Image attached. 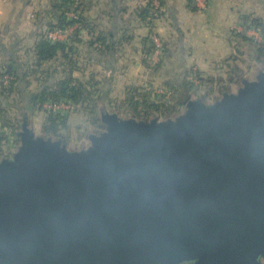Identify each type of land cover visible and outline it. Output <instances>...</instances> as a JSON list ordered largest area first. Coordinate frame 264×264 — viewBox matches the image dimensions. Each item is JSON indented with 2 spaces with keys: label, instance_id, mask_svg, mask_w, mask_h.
I'll return each mask as SVG.
<instances>
[{
  "label": "water",
  "instance_id": "95a60500",
  "mask_svg": "<svg viewBox=\"0 0 264 264\" xmlns=\"http://www.w3.org/2000/svg\"><path fill=\"white\" fill-rule=\"evenodd\" d=\"M176 119L104 113L70 152L23 124L0 161V264H262L264 72Z\"/></svg>",
  "mask_w": 264,
  "mask_h": 264
},
{
  "label": "crops",
  "instance_id": "0c3cea01",
  "mask_svg": "<svg viewBox=\"0 0 264 264\" xmlns=\"http://www.w3.org/2000/svg\"><path fill=\"white\" fill-rule=\"evenodd\" d=\"M156 1L160 15L144 18L141 11L147 7L148 0H85V16L90 25L80 31L81 41L77 45L78 64L82 69L74 71V75L82 76L86 73L84 67L91 65L102 84L107 83L111 88L121 76L146 71V37L155 29V24L163 30L162 36L167 33L163 62H177L180 71L188 65L207 71L227 60L235 43L230 37L233 26L241 14L254 8L250 6L254 0L153 2ZM49 4L50 0H0V66L12 61L21 65L33 62L34 47L52 18L46 13ZM30 12L35 13L34 18L29 16ZM73 26L70 34L76 28ZM98 37H104V41L92 44ZM174 74L181 76L182 72ZM134 77L130 79L136 82L145 78Z\"/></svg>",
  "mask_w": 264,
  "mask_h": 264
},
{
  "label": "trees",
  "instance_id": "16d2710c",
  "mask_svg": "<svg viewBox=\"0 0 264 264\" xmlns=\"http://www.w3.org/2000/svg\"><path fill=\"white\" fill-rule=\"evenodd\" d=\"M52 3L51 13L55 17L57 23H49L48 30L56 28L66 29L68 26L76 25L75 30L68 36V40L51 41L47 37L48 30L42 35L41 39L34 47L33 62L18 64L17 61H12L9 64H2L0 66V154H3V143L13 136L18 134L20 126H22V119L20 114L25 115L26 110L39 108L42 109L47 101L60 102L66 101L72 103L77 111H82L90 115L91 123L101 128L103 123L101 121L100 113L105 109L106 102L102 87V80L98 79V75L88 74V77L75 76L74 71L82 69L78 64L79 50L77 43L80 40V31L89 27L90 22L85 16V0H80L78 8H74L72 0H50ZM148 5L141 14L144 18H153L154 10L157 8L153 4L154 0H148ZM78 10L77 17H67L66 13L69 10ZM241 20L245 22L252 21L257 28L262 29L264 34V19L252 18L251 15L242 14ZM235 36L234 34L232 35ZM242 36L243 40H247L245 33L238 34ZM236 37V36H235ZM151 33L146 37V49L144 52V63L147 68L153 70L162 66V62L155 64L152 67L150 59L151 53L154 49L153 43L151 44ZM104 41V37H98L91 41L95 43ZM233 41H236L233 40ZM166 46L164 45V53L166 54ZM258 54L264 56V44L258 48ZM227 62V61H226ZM43 70L44 79L40 80L38 77L41 88L34 92H27L28 86L31 82V76H35L40 68ZM22 68V70H21ZM190 73V71H189ZM184 75L179 82L174 80L167 81L166 88L171 91L172 101L161 99L156 100L150 92L142 90L140 86H128L125 98L118 106L113 100H108V104L115 106L118 112L127 111L133 119L150 121L158 117H168L174 115L187 105L188 101L200 91V86L190 80L189 74ZM194 74L199 79L201 86L209 85L211 79L197 69ZM36 77V78H37ZM239 77L236 74L234 79H230L221 83V88L226 92L229 91L231 84ZM7 80V82H5ZM23 83V84H22ZM149 83V82H148ZM24 85V88H22ZM210 86V85H209ZM144 89V88H143ZM146 89V88H145ZM26 90V91H24ZM147 90V89H146ZM222 90V91H223ZM18 93L23 95V100L20 98L15 104L18 106L20 114L16 118L7 115V105L2 101L3 96L11 95V93ZM27 93L24 95V93ZM206 94V93H205ZM204 94V95H205ZM10 97V96H9ZM6 96V98H9ZM24 98H27L25 101ZM103 101V104H101ZM13 105V108L15 107ZM104 106V107H103ZM75 109V108H74ZM24 117V116H23ZM68 116L58 114L52 110L47 113L42 132L45 136L60 139L63 138L62 129H67ZM12 130V131H11ZM9 134V135H8ZM10 136V137H8Z\"/></svg>",
  "mask_w": 264,
  "mask_h": 264
},
{
  "label": "rangeland",
  "instance_id": "374dc122",
  "mask_svg": "<svg viewBox=\"0 0 264 264\" xmlns=\"http://www.w3.org/2000/svg\"><path fill=\"white\" fill-rule=\"evenodd\" d=\"M158 1L153 2L154 6L157 7L158 6ZM252 4V5H251ZM250 6L251 8L254 7L253 9L250 10V12H244L243 14H248L251 15L252 18H263L264 19V2H259L258 0H254L253 2H251ZM249 5V4H248ZM246 7V6H245ZM51 8H52V3L50 1V4L48 6V8L46 9V13H48L49 16H52V18H50V22L53 24H56L57 21L55 19V17H53V14H51ZM75 8V7H74ZM248 11V10H246ZM72 12H74L73 10H69L66 13L67 17H71V15L73 14ZM155 14L153 15L156 16L159 13L157 12V8L154 10ZM37 15V14H36ZM160 15V14H159ZM242 15V14H241ZM31 18L35 17V13L34 12H30L29 15ZM30 18V19H31ZM57 18V17H56ZM160 21V20H159ZM49 22V23H50ZM47 24L46 26V31L48 30V27L50 24ZM69 27V26H68ZM160 28V26H159ZM158 28V25L155 24V29L151 30V44L153 43V36L157 35L160 39L161 42L166 46V40H167V33H164V36H162L160 29ZM45 33V32H44ZM43 33V35H44ZM245 33V36H247V40H243L242 36H238V34H242ZM233 36L232 38V35ZM68 36H70V34H68ZM231 39L235 40L234 41V45L231 46V52L229 53V55L226 57V61H221L216 63L215 65H213L209 70L207 71H202V73H204L207 78L211 79L209 82V85L206 84V87L201 86V83L199 81V79L196 77V75L194 74V71H196L198 68L195 66H186L184 67L183 71H180L181 69L177 68L175 61L173 60H164L163 62V57H166L165 53H163V56L161 58L163 65L159 66L158 68H156L154 70L151 69H147L146 71H141L136 75H131V76H124V77H120L121 80H118L115 85L113 84V86L110 88L109 84H102L103 90L104 92H102L106 105H105V109L102 110V112L100 113V116H102L104 113H115L118 116H120L123 119H129L132 118L130 116V114L127 111H120L118 112L116 108H114L115 106H118V104H120L122 102V100L125 98L128 86H140L142 88V90L145 91H149L150 90H146L145 85L151 86L153 89L151 90V94L153 96V98H155L156 100H167L168 102L172 101V97L171 98H167L166 96L163 95H158L155 91L154 88H158L160 86L166 87V82L167 81H172L174 80L175 82H179L182 77H184L183 73L187 74V72L190 73L189 75V79L192 80L195 84L200 86V91L197 94H194V96L191 98L190 101L192 100H199V101H203L208 105L214 104L217 101L221 100L224 98L225 94H234L237 93L238 90L245 86L246 82H250V81H258V76L259 74H261L262 72H264V56H260V54H258V48L264 44V34L262 29L257 28V26L255 24H253L252 21H248L245 22L244 20H241V16L240 19L238 20V22H236V25L233 26V29L231 30ZM54 42V41H53ZM81 53V51H80ZM165 55V56H164ZM188 55H191V53H188ZM165 59V58H164ZM160 60V61H161ZM159 61V62H160ZM158 62V63H159ZM173 63V64H172ZM152 64H154L152 67H155V63L153 62ZM165 64V65H164ZM84 67V66H83ZM86 73L83 74L84 77H88V74H91L92 72L94 74H96V68H94L93 66H89V67H84ZM45 68H40L39 71L36 73V75L31 76V82L28 86L27 92H34L37 89H40L41 83L38 79V77H40V80L42 78V80L44 79V73L43 70ZM136 69V68H135ZM22 70V68H21ZM46 70V69H45ZM149 71V72H148ZM175 72H182L181 76H176L174 73ZM236 74L239 77V80H237V84L235 82H233V84H231L232 86H230L229 91L224 93V90L221 88V83L222 82H226L230 79H234L236 77ZM175 75V77H174ZM38 76V77H37ZM78 76V74H77ZM109 76V75H108ZM137 76L140 79H144L136 82V80H131L130 78L133 77L134 79H136ZM37 77V78H36ZM130 79V80H128ZM149 82V83H148ZM23 84V83H22ZM22 88H24V85H22ZM114 88V89H113ZM144 88V89H143ZM24 90V91H26ZM223 90V91H222ZM206 93V94H205ZM9 93H7V95L3 96L2 101L5 102V104L7 105V109H9V111L7 110V115L11 116L12 118H16V116H19L20 114V110L17 109V105L15 104L18 100H20V98L23 100V95H19L18 93L14 92L11 93V95H8ZM27 94L26 92L24 93V95ZM205 94V95H204ZM1 95V93H0ZM9 97V98H6ZM25 101L27 100V98H24ZM108 100H113V102H115L117 105L113 106L111 104H108ZM24 101V100H23ZM103 104V101H101ZM47 104L50 103H54L53 101H47ZM15 104V107L13 108V105ZM47 104H44V107L42 109L39 108H34V109H27L26 110V114L22 116V114H20L21 118H23L22 120V126H20V129L18 130V134L17 135H13V136H8L10 137L6 141L3 143V154H0V161H2L3 159L9 158V159H13V157L15 156V154L20 150V147L22 145V141H21V132L23 131V124L26 123L27 126L33 131V133L35 134V136H41L45 139H52V140H57L56 138H51V137H47L43 134L42 132V128L47 116V113L50 112L51 110L53 112H56L58 114H62V115H66L68 116V123H67V129H62V133H63V138H60L59 140L61 141L62 144H65L67 149L70 152L73 151H80V150H87L89 148L92 147V141L90 139V135H98L102 132H104L106 130V125L103 123L101 128H97L96 125L91 123V118L90 115H88L87 113H84L82 111H77L76 107H74L75 109H71V110H65V109H61V108H51L50 106H46ZM188 110V106L185 105L180 112L168 116V117H158L157 120L158 121H168L171 119H176L179 116L183 115L186 111ZM12 131V130H11ZM9 135V134H8ZM194 261H183L182 264H193ZM181 264V263H180Z\"/></svg>",
  "mask_w": 264,
  "mask_h": 264
},
{
  "label": "built area",
  "instance_id": "2783aa9c",
  "mask_svg": "<svg viewBox=\"0 0 264 264\" xmlns=\"http://www.w3.org/2000/svg\"><path fill=\"white\" fill-rule=\"evenodd\" d=\"M72 1L74 3V7L78 8L77 6L80 3V0H72ZM78 12H79L78 10L72 12L73 14L71 15V17H77ZM74 27L75 26H69L66 29L56 28L53 30H48L47 37L51 41H54V42L66 40L68 38V34H70V31L73 30ZM153 45H154V49L151 53L150 59L152 63L154 62L156 64L161 60L163 56L164 44L161 42V39L157 35H155L153 36ZM5 82H7V80ZM145 87L147 90L153 89L151 86H148V85H145ZM154 91L158 95H163V96H166L167 98H171V91L166 87L160 86L158 88H154ZM46 106H50L51 108H61V109L63 108L65 110L74 109V105L66 101L54 102V103L47 104Z\"/></svg>",
  "mask_w": 264,
  "mask_h": 264
},
{
  "label": "flooded vegetation",
  "instance_id": "af4514ba",
  "mask_svg": "<svg viewBox=\"0 0 264 264\" xmlns=\"http://www.w3.org/2000/svg\"><path fill=\"white\" fill-rule=\"evenodd\" d=\"M182 264V263H181ZM262 264H264V261L262 262Z\"/></svg>",
  "mask_w": 264,
  "mask_h": 264
}]
</instances>
